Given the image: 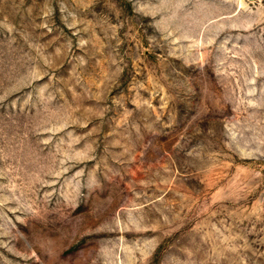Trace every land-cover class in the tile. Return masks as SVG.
I'll return each instance as SVG.
<instances>
[{
  "label": "rangeland",
  "instance_id": "374dc122",
  "mask_svg": "<svg viewBox=\"0 0 264 264\" xmlns=\"http://www.w3.org/2000/svg\"><path fill=\"white\" fill-rule=\"evenodd\" d=\"M0 264H264V0H0Z\"/></svg>",
  "mask_w": 264,
  "mask_h": 264
}]
</instances>
